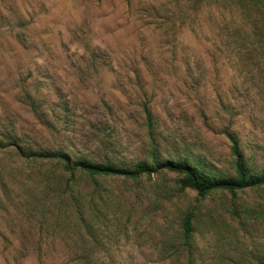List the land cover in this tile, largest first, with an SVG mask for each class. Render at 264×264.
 I'll return each mask as SVG.
<instances>
[{
  "label": "rangeland",
  "instance_id": "1",
  "mask_svg": "<svg viewBox=\"0 0 264 264\" xmlns=\"http://www.w3.org/2000/svg\"><path fill=\"white\" fill-rule=\"evenodd\" d=\"M249 21L206 0H0V264H85L87 255L90 264H168L158 228L177 227L192 208L195 264L264 262V189L201 200L178 192L170 174L112 180L107 189L142 215L101 222L99 243L84 237L77 250L63 219L56 234L28 220L42 184L19 156L63 150L124 166L153 147L229 175L228 129L264 169V42H243Z\"/></svg>",
  "mask_w": 264,
  "mask_h": 264
},
{
  "label": "trees",
  "instance_id": "2",
  "mask_svg": "<svg viewBox=\"0 0 264 264\" xmlns=\"http://www.w3.org/2000/svg\"><path fill=\"white\" fill-rule=\"evenodd\" d=\"M206 1L219 4L224 9L229 8L232 13L238 15L247 14L252 30L247 35V41L243 39V42H248L254 49L255 44L264 42V0ZM232 26V36L235 39L243 38L241 24L233 22ZM261 79L264 85V76H258V80ZM145 111L146 128L152 140L154 121L147 107ZM227 138L231 144L232 157V174L229 175L208 171L201 168V165L189 163L186 159H165L153 147L148 160L124 166L109 160L108 157L100 162L87 159L73 160L63 150L27 152V154L20 150L19 156L24 161L22 168L30 165L35 169L32 181L42 184L40 192L30 197V203L33 205L25 209L28 214L25 215L28 216V220L36 218L42 228L46 225V230H49L50 226L53 227L54 234L63 230L60 222L63 219L64 239L70 235V232L75 233L73 247L78 250L80 242L85 246L84 237L90 240L91 245L99 243L101 222L109 219L119 220L124 216L132 221L136 215H142L138 206H131L129 209V206H123L124 202L121 203L118 196H113L105 186L112 180L139 182L143 178L154 180L155 177L170 174L175 178L178 192L192 190L201 200L216 192L236 195L237 192L246 190L264 189V169L256 170L249 165L240 148L237 134L227 129ZM25 177L29 180L27 175ZM160 183L166 185V179L164 178ZM167 187V185L163 186L164 189ZM48 193L47 200L44 196ZM244 211L250 215L253 210L244 209ZM196 222V208H192L183 213L177 227L158 228L163 261L168 264H195L192 241ZM79 258L84 259L85 264L93 262L92 255Z\"/></svg>",
  "mask_w": 264,
  "mask_h": 264
}]
</instances>
